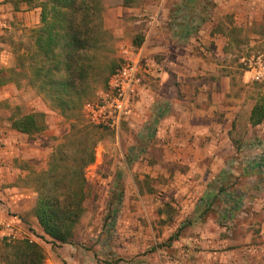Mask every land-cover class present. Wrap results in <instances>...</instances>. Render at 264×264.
Masks as SVG:
<instances>
[{"label":"crops","instance_id":"1","mask_svg":"<svg viewBox=\"0 0 264 264\" xmlns=\"http://www.w3.org/2000/svg\"><path fill=\"white\" fill-rule=\"evenodd\" d=\"M39 4L0 0V104L23 90L9 70L40 26ZM143 13L159 14L158 24ZM105 14L106 28L130 32V57L149 69L129 121L112 131V148L100 144L87 174L95 215L87 199L73 243L38 240V194L27 181L50 153L41 145L47 127L31 136L11 127L28 112L0 115L1 230L29 226L46 264H264V120L250 119L263 96L246 94L256 81L231 63L247 43L235 32L264 21V0H126Z\"/></svg>","mask_w":264,"mask_h":264},{"label":"trees","instance_id":"2","mask_svg":"<svg viewBox=\"0 0 264 264\" xmlns=\"http://www.w3.org/2000/svg\"><path fill=\"white\" fill-rule=\"evenodd\" d=\"M39 6L40 26L31 34L32 45L17 55L9 79L26 78L53 109L72 121L70 133L54 146L48 168L33 180L38 194L34 214L43 231L34 233L55 246L73 243L77 236L89 197L86 171L95 162L103 138V127L82 122V108L98 85L107 84L118 64L111 58L105 61L110 49L104 0H42ZM250 119L253 125L264 120V96L255 104ZM11 121L12 129L31 136L47 127L45 114L39 112L12 117ZM0 264H46V254L40 243L29 238L3 239Z\"/></svg>","mask_w":264,"mask_h":264},{"label":"rangeland","instance_id":"3","mask_svg":"<svg viewBox=\"0 0 264 264\" xmlns=\"http://www.w3.org/2000/svg\"><path fill=\"white\" fill-rule=\"evenodd\" d=\"M38 1L41 2L42 0H38ZM125 3H126V0H104L105 11L107 10L108 7H114V6L118 7V6L125 4ZM105 11L103 13V19H105V15H106ZM262 17L264 18V16L259 15V18H262ZM250 25H251V28H250ZM250 25H249V29L246 31V33L243 30H237L235 32L236 36L237 35L242 36V38H244L247 42L246 45H242L241 47H238V45L236 46V51H235L234 57H233L232 62H231L236 67H238L239 70H243L242 69V63H241L243 57L248 56L251 53L258 51V50L264 51V21H257L255 18H253L250 21ZM104 26L106 28L105 20H104ZM107 30L109 32V40H108L107 48L110 49V52H109V56L107 57V59L105 61L108 62L111 58L112 63H114V61H115L119 66V63L122 60V56L119 52V47L122 44H126V45L129 44V43H127V40H129L131 38L130 32H128L127 29H125L124 32H122L120 30L118 32V31H115L114 29H109V28H107ZM25 35H26L25 38H27V43H28V45H27V43L25 44V47L28 48L32 45L31 33L28 32ZM14 37L15 36H13L12 39H14ZM25 42H26V40H25ZM14 47H16V46L14 45ZM31 48H33V46ZM104 86L102 83L100 85H98L96 87L94 93H93V97L90 99L95 98L96 93L98 91L97 89L104 88ZM244 90L246 91V94L250 98H253L256 100L258 98V96H264V83H261V82L251 83L250 82V83L246 84V87L244 88ZM14 97H15L14 99L7 101L8 106L0 104V115L3 116L4 118L8 119L10 117V114L20 115V114H24L27 112L30 113V112H34V111L42 113V111H45V110L47 111V109L51 110V111H48L47 115L45 116L46 120L50 121V122H48L47 129H46L48 136H47V139H45V140L43 139V143H41V145L43 147H49L51 149L50 153L47 155H45V153H43L44 158L46 156H47V158L46 159L43 158L41 161L39 160L36 163L37 165L35 164L36 168L32 169V172L29 174L28 181H27V183L33 187L34 191H36L34 183H33V180H34L36 174H38V173H40V172H42L48 168L50 155L53 151L54 146L56 144H58L60 141H62V139L70 133L71 127H72V121L67 117V115L65 116V114H63L58 109H53L50 101L47 98H45L44 95L39 94L34 88H32L31 86L28 85V80L26 78L23 79V90L18 92V94H15ZM47 117H48V119H47ZM82 122L84 124H93V123L89 122L84 116H82ZM100 133H101V136H103V138L96 148V154H97V152L100 153V151H101V149H99V146L101 143L105 149L107 147L112 148L113 144H114L115 137H116V136H114V132H112L111 130H106V129L101 128ZM41 134H43V132ZM46 151H47V149H46ZM44 160H45V162H44ZM91 165L87 168L86 174H91V172L94 170L91 168ZM92 185H94V183H92ZM92 185L91 186L89 185L88 201L90 202V205H88L87 208H89L90 212L93 214L92 217H89V218L93 219L97 209L91 200H92V198L96 197L97 192L94 189L91 190ZM157 194L165 196L166 192L163 189H160V190H158ZM92 219H89L87 222L90 223ZM80 224L78 226L77 232L80 228ZM153 224H154V222H153ZM29 228L30 227L27 226V228L25 229V233H24L25 236H26V232L31 231V230H29ZM83 229L84 228H82V230ZM32 230L35 231V229H33V228H32ZM2 234H3V232L1 231V227H0V246H1L2 240L6 239ZM37 234H40V233H37ZM111 239L112 238L107 237L106 239H104L105 243H107V244L112 243V242H110ZM38 240L42 244H51L49 242H45L44 240H42L40 238H38ZM101 240L102 239H100V242H102ZM33 241H35V240H33ZM154 241H155V239L153 238L152 243H154V245L161 243L158 241V238H157V241H155V242ZM167 242H168V240H167ZM173 243L174 242H172L171 244H173ZM154 245H153V247H154ZM108 249H110V247Z\"/></svg>","mask_w":264,"mask_h":264},{"label":"built area","instance_id":"4","mask_svg":"<svg viewBox=\"0 0 264 264\" xmlns=\"http://www.w3.org/2000/svg\"><path fill=\"white\" fill-rule=\"evenodd\" d=\"M161 7L167 0H152ZM140 20L150 27H155L160 15L143 13ZM122 60L115 72L110 76L104 88L98 89L95 98L84 104V114L94 125L118 131L124 122L129 121L134 103L140 96L148 71L147 64L133 60L130 55L133 48L126 44L119 47ZM242 69L249 72L256 82L264 83V51L258 50L242 58ZM3 236L9 242L26 237L12 223H3Z\"/></svg>","mask_w":264,"mask_h":264}]
</instances>
